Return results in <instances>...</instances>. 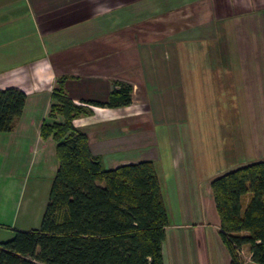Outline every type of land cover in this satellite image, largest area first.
<instances>
[{"label":"crops","instance_id":"1","mask_svg":"<svg viewBox=\"0 0 264 264\" xmlns=\"http://www.w3.org/2000/svg\"><path fill=\"white\" fill-rule=\"evenodd\" d=\"M112 1L0 0V89L25 93L0 132V219L14 221L0 223L2 239L39 229L57 167L55 141L40 136L56 80L76 104L105 102L122 81L128 106H90L73 125L105 169L153 163L163 264H229L211 180L264 159V0H183L157 14Z\"/></svg>","mask_w":264,"mask_h":264},{"label":"trees","instance_id":"2","mask_svg":"<svg viewBox=\"0 0 264 264\" xmlns=\"http://www.w3.org/2000/svg\"><path fill=\"white\" fill-rule=\"evenodd\" d=\"M65 78L56 80L47 115L62 121L46 119L40 127L41 138L56 143L57 167L39 229L14 230L0 242V264H163L168 222L153 163L105 169L73 125L91 110L66 95ZM24 103L20 89H0V132L12 130ZM84 103L128 106L131 85L113 81L107 101ZM211 189L229 264H242L244 246L253 263L264 264V159L223 171Z\"/></svg>","mask_w":264,"mask_h":264},{"label":"rangeland","instance_id":"3","mask_svg":"<svg viewBox=\"0 0 264 264\" xmlns=\"http://www.w3.org/2000/svg\"><path fill=\"white\" fill-rule=\"evenodd\" d=\"M88 1H90V3H92V5L106 3V0H88ZM109 2L112 5H115L114 4L115 2L112 1V0H109ZM181 2H183V0H141L139 3H136L134 6H137L140 9V11H143L144 8L145 9L147 8L146 11L152 12V14L153 13L157 14V13L162 12V11H167V9H170L172 7H175V6L179 5ZM84 3H86V2L84 1ZM81 105H83L87 109L91 110V113H93L92 107H90L87 104H81ZM85 116H89V115H85ZM58 117L59 116H57V118L55 117L54 119L47 118V122L52 123L53 121H56L58 119ZM240 127H243V124H241ZM5 213L7 215V211L6 210L2 213V216ZM10 218L12 219L11 214H9V219L8 218L3 219V217H1L0 223L5 224V225L8 224L9 226L12 224V227H13L14 221L11 220ZM0 229H1L0 230V239L3 240L2 242L7 241L6 239L4 240L2 238H7L8 236H10L9 233L11 231L8 230V229H5V227H3V228L1 227Z\"/></svg>","mask_w":264,"mask_h":264},{"label":"built area","instance_id":"4","mask_svg":"<svg viewBox=\"0 0 264 264\" xmlns=\"http://www.w3.org/2000/svg\"><path fill=\"white\" fill-rule=\"evenodd\" d=\"M239 255H240L241 259H242V256H243V250H242V248H241V250L239 251ZM248 258H250V254H249V257H248ZM242 264H243V260H242Z\"/></svg>","mask_w":264,"mask_h":264}]
</instances>
